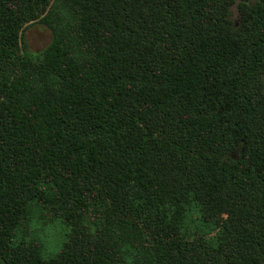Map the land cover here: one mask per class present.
Returning <instances> with one entry per match:
<instances>
[{
    "label": "trees",
    "instance_id": "1",
    "mask_svg": "<svg viewBox=\"0 0 264 264\" xmlns=\"http://www.w3.org/2000/svg\"><path fill=\"white\" fill-rule=\"evenodd\" d=\"M0 264H264V0H0Z\"/></svg>",
    "mask_w": 264,
    "mask_h": 264
},
{
    "label": "rangeland",
    "instance_id": "2",
    "mask_svg": "<svg viewBox=\"0 0 264 264\" xmlns=\"http://www.w3.org/2000/svg\"><path fill=\"white\" fill-rule=\"evenodd\" d=\"M234 19L238 20L236 7L233 9ZM26 40L29 49L34 53H40L48 47L52 40L50 30L41 25H36L30 28L26 33Z\"/></svg>",
    "mask_w": 264,
    "mask_h": 264
}]
</instances>
